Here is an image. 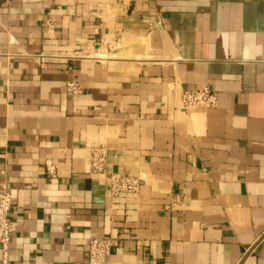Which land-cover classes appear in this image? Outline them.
Masks as SVG:
<instances>
[{
    "label": "crops",
    "instance_id": "0c3cea01",
    "mask_svg": "<svg viewBox=\"0 0 264 264\" xmlns=\"http://www.w3.org/2000/svg\"><path fill=\"white\" fill-rule=\"evenodd\" d=\"M3 180L9 264H264V0H0Z\"/></svg>",
    "mask_w": 264,
    "mask_h": 264
},
{
    "label": "built area",
    "instance_id": "2783aa9c",
    "mask_svg": "<svg viewBox=\"0 0 264 264\" xmlns=\"http://www.w3.org/2000/svg\"><path fill=\"white\" fill-rule=\"evenodd\" d=\"M74 92L79 91L75 81L67 83ZM181 102L184 109L193 106L213 107L216 104V97L207 85H200L192 89H185L181 94ZM90 172L102 173L110 184L112 195L120 193H136L140 189L142 179L135 175H126L118 172H110L106 169L107 149L104 145L90 147ZM5 176V171H1ZM12 208V197L5 180L0 183V246L2 250L1 264L8 263V245L14 223L9 219ZM117 240L113 237H94L89 240L85 253L86 264H105L106 257L111 249L116 246Z\"/></svg>",
    "mask_w": 264,
    "mask_h": 264
}]
</instances>
